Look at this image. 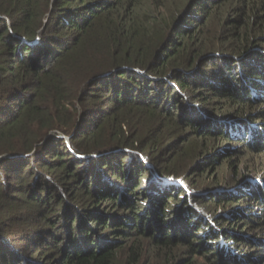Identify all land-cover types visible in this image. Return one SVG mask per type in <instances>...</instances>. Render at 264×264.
<instances>
[{
    "label": "trees",
    "instance_id": "1",
    "mask_svg": "<svg viewBox=\"0 0 264 264\" xmlns=\"http://www.w3.org/2000/svg\"><path fill=\"white\" fill-rule=\"evenodd\" d=\"M0 264H264V0H0Z\"/></svg>",
    "mask_w": 264,
    "mask_h": 264
},
{
    "label": "rangeland",
    "instance_id": "2",
    "mask_svg": "<svg viewBox=\"0 0 264 264\" xmlns=\"http://www.w3.org/2000/svg\"><path fill=\"white\" fill-rule=\"evenodd\" d=\"M250 235H253V236H252L253 239H254V238H257L256 236H254V235H255V232L250 233Z\"/></svg>",
    "mask_w": 264,
    "mask_h": 264
}]
</instances>
